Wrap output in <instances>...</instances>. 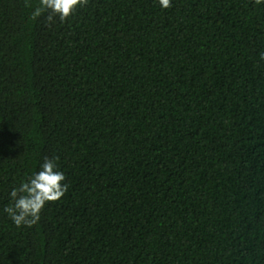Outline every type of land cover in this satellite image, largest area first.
I'll return each instance as SVG.
<instances>
[{
	"label": "trees",
	"instance_id": "obj_1",
	"mask_svg": "<svg viewBox=\"0 0 264 264\" xmlns=\"http://www.w3.org/2000/svg\"><path fill=\"white\" fill-rule=\"evenodd\" d=\"M0 0V264H264V2ZM47 157L67 191L3 212Z\"/></svg>",
	"mask_w": 264,
	"mask_h": 264
},
{
	"label": "clouds",
	"instance_id": "obj_2",
	"mask_svg": "<svg viewBox=\"0 0 264 264\" xmlns=\"http://www.w3.org/2000/svg\"><path fill=\"white\" fill-rule=\"evenodd\" d=\"M155 2L161 9L171 6V0ZM86 3L87 0H38V5L31 12V18L36 19L50 13L46 17L49 22L54 18L64 21L77 7H82ZM65 179L64 173L58 170L55 160L45 157L38 170L10 190L9 203L3 207V212L16 227L35 225L40 220L41 210L48 203L59 200L67 191Z\"/></svg>",
	"mask_w": 264,
	"mask_h": 264
}]
</instances>
